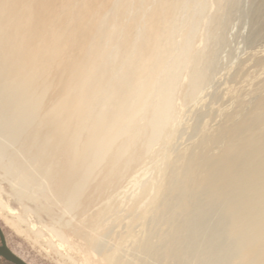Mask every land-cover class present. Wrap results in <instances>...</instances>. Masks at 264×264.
I'll return each instance as SVG.
<instances>
[{"label": "bare ground", "instance_id": "obj_1", "mask_svg": "<svg viewBox=\"0 0 264 264\" xmlns=\"http://www.w3.org/2000/svg\"><path fill=\"white\" fill-rule=\"evenodd\" d=\"M189 4L0 0V155L28 132L23 146L24 151L31 147L33 167L22 162L21 185L38 174L42 156L66 135L76 93L87 97L99 88L98 80L84 86L79 81L101 50L112 68V82L102 90L73 181L61 188V201L67 208L72 205L81 182L147 106V149L153 146L171 119L183 66L191 64L190 85L195 89L213 63L201 51L190 52L191 23H186L184 40L176 41L178 15L190 12ZM253 15L262 32L264 3L255 6ZM262 59L257 58V65ZM258 97L248 114L218 127L212 143L225 146L217 155L205 152L202 142L179 167L160 158L146 169L149 179L158 182V204L147 219V231L157 230L168 241L151 250L154 259H166L167 264H240L242 258L235 263L234 258L241 253L247 264H264V247H257L264 229V99ZM143 242L140 252L150 245L148 237Z\"/></svg>", "mask_w": 264, "mask_h": 264}, {"label": "rangeland", "instance_id": "obj_2", "mask_svg": "<svg viewBox=\"0 0 264 264\" xmlns=\"http://www.w3.org/2000/svg\"><path fill=\"white\" fill-rule=\"evenodd\" d=\"M188 1L190 12L181 10L178 15L176 41L184 40L186 23H191L190 52L201 51L213 63L195 89L190 85L191 64L183 66L171 119L151 148L147 149V106L81 182L72 205L67 208L61 201V188L73 181L102 90L112 82V68L101 50L79 81L84 86L98 80L99 88L87 97L76 93L66 135L42 156L38 174L21 185L25 164L31 165L33 158L31 147L24 151L23 146L28 132L0 155V226L9 249L28 264H167L152 255L168 241L157 230L147 231V219L158 204V182L149 179L146 169L160 158L179 167L202 142L205 152L217 155L225 146L212 143L218 127L248 114L257 106V95L264 99V59L257 65V58H264V30L253 15L264 0ZM196 120L197 129L191 133ZM261 232L258 248L264 247V229ZM147 237L149 248L140 252ZM245 255L240 253L234 263L242 258L240 264H247ZM0 264L11 263L0 258Z\"/></svg>", "mask_w": 264, "mask_h": 264}, {"label": "water", "instance_id": "obj_3", "mask_svg": "<svg viewBox=\"0 0 264 264\" xmlns=\"http://www.w3.org/2000/svg\"><path fill=\"white\" fill-rule=\"evenodd\" d=\"M0 258L11 264H28L21 257L16 255L6 244L3 231L0 226Z\"/></svg>", "mask_w": 264, "mask_h": 264}]
</instances>
